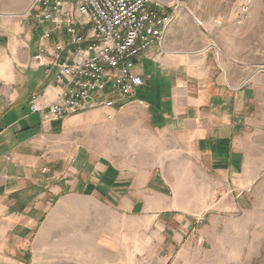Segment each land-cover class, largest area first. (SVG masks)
Returning a JSON list of instances; mask_svg holds the SVG:
<instances>
[{"label": "crops", "instance_id": "obj_1", "mask_svg": "<svg viewBox=\"0 0 264 264\" xmlns=\"http://www.w3.org/2000/svg\"><path fill=\"white\" fill-rule=\"evenodd\" d=\"M178 2L163 38L135 59L143 85L56 120L29 102L48 106L62 90L56 67L32 63L48 24L41 5L0 0V264H81L102 206L204 244L263 189L264 71L220 64L198 6Z\"/></svg>", "mask_w": 264, "mask_h": 264}, {"label": "rangeland", "instance_id": "obj_2", "mask_svg": "<svg viewBox=\"0 0 264 264\" xmlns=\"http://www.w3.org/2000/svg\"><path fill=\"white\" fill-rule=\"evenodd\" d=\"M179 1V0H178ZM165 0L164 9H174ZM182 0H180L181 2ZM186 7L198 6L195 22L215 46L220 64L241 63L248 71H264V0H184ZM248 11H243L245 2ZM195 8V6H194ZM230 11L234 14H230ZM237 65V66H238ZM243 209L222 215L206 233L212 241H192L189 247L175 243L164 221L147 216L121 219L104 206L98 209L96 241L84 250L81 264H264V181L257 196L243 199ZM199 224L211 220L199 216ZM90 229L93 231V223Z\"/></svg>", "mask_w": 264, "mask_h": 264}, {"label": "built area", "instance_id": "obj_3", "mask_svg": "<svg viewBox=\"0 0 264 264\" xmlns=\"http://www.w3.org/2000/svg\"><path fill=\"white\" fill-rule=\"evenodd\" d=\"M248 1V0H247ZM243 11L249 9L248 3ZM47 26L40 37L36 66H54L62 90L48 106L30 98L43 119L98 105L115 106L143 85L136 57L163 38L175 18L165 0H35Z\"/></svg>", "mask_w": 264, "mask_h": 264}]
</instances>
